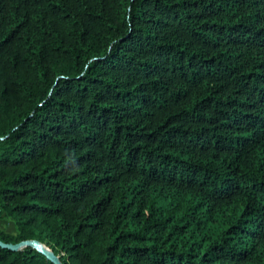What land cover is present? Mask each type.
Masks as SVG:
<instances>
[{
  "label": "trees",
  "instance_id": "1",
  "mask_svg": "<svg viewBox=\"0 0 264 264\" xmlns=\"http://www.w3.org/2000/svg\"><path fill=\"white\" fill-rule=\"evenodd\" d=\"M1 218L62 264H264V0H0Z\"/></svg>",
  "mask_w": 264,
  "mask_h": 264
},
{
  "label": "water",
  "instance_id": "2",
  "mask_svg": "<svg viewBox=\"0 0 264 264\" xmlns=\"http://www.w3.org/2000/svg\"><path fill=\"white\" fill-rule=\"evenodd\" d=\"M26 246L34 248L38 253L46 257L51 264H62L59 258L55 256L51 250H49L48 248H46L45 246L41 245L36 241H24L16 245H5L2 242H0V247L7 248L12 251H16Z\"/></svg>",
  "mask_w": 264,
  "mask_h": 264
},
{
  "label": "rangeland",
  "instance_id": "3",
  "mask_svg": "<svg viewBox=\"0 0 264 264\" xmlns=\"http://www.w3.org/2000/svg\"><path fill=\"white\" fill-rule=\"evenodd\" d=\"M0 230H4L8 233H14L15 232V227L12 221H10L7 218H1L0 219Z\"/></svg>",
  "mask_w": 264,
  "mask_h": 264
}]
</instances>
